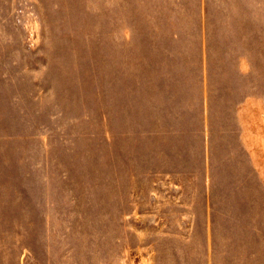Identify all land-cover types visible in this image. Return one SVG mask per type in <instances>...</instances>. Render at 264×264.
<instances>
[{"label": "rangeland", "instance_id": "obj_1", "mask_svg": "<svg viewBox=\"0 0 264 264\" xmlns=\"http://www.w3.org/2000/svg\"><path fill=\"white\" fill-rule=\"evenodd\" d=\"M0 264H264V0H0Z\"/></svg>", "mask_w": 264, "mask_h": 264}]
</instances>
